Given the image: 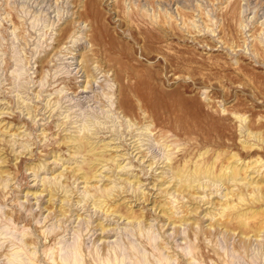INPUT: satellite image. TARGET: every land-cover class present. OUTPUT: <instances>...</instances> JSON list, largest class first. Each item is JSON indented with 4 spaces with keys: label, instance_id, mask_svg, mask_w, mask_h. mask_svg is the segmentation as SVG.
Wrapping results in <instances>:
<instances>
[{
    "label": "rangeland",
    "instance_id": "rangeland-1",
    "mask_svg": "<svg viewBox=\"0 0 264 264\" xmlns=\"http://www.w3.org/2000/svg\"><path fill=\"white\" fill-rule=\"evenodd\" d=\"M72 251L264 264V0H0V264Z\"/></svg>",
    "mask_w": 264,
    "mask_h": 264
},
{
    "label": "bare ground",
    "instance_id": "bare-ground-1",
    "mask_svg": "<svg viewBox=\"0 0 264 264\" xmlns=\"http://www.w3.org/2000/svg\"><path fill=\"white\" fill-rule=\"evenodd\" d=\"M90 9V8H89ZM91 11H85L86 12V14H88V15H91L90 17L92 18V21L97 25V26H94V29L95 30H97V32H98V35H99V43L102 45L103 44V46H105V49L106 48H113V49H115L116 51H119L118 53L120 54V55H118V58L120 57V56H122V57H124V58H126L127 60H132V57H133V54H134V50H133V45H131V44H128V43H125V42H121V41H119L118 39H116V38H114V36H113V33H115V32H112V31H110L109 29H107L104 25H103V23L101 22V14H100V11L99 10H94V9H90ZM116 10V9H115ZM182 13V12H181ZM184 15V14H183ZM127 17V16H126ZM157 17V16H156ZM184 17H185V15H184ZM189 17V16H188ZM129 18V17H128ZM182 18V17H181ZM126 19V18H125ZM130 19V18H129ZM131 21V20H130ZM154 21V20H153ZM141 22V21H140ZM167 23L168 24H170V22H169V20L168 19H164L163 17L160 19V20H157L156 22H155V24L153 23L152 24V28H151V30L152 29H156V30H158L160 33H161V35H160V37H159V40H161V41H164L165 39L164 38H168V36L169 35H171V33H170V30L169 29H167L168 27V25H167ZM157 24V25H156ZM138 25V30H140V31H144L145 30V28L141 25V23H138L137 24ZM148 26V25H147ZM207 26V25H206ZM230 26V25H229ZM170 27V26H169ZM230 29H231V27H230ZM155 30V31H156ZM66 31V29L64 30V32ZM230 31V30H229ZM96 33V32H95ZM62 34V33H61ZM122 34H123V31H122ZM141 34L142 33H140V35H135V34H133L132 33V38H134L135 39V42H139V41H141V40H143V36H141ZM63 35V34H62ZM66 35V34H65ZM153 35V34H152ZM182 35V34H181ZM184 35V34H183ZM64 36V35H63ZM174 36V35H173ZM208 36V35H207ZM97 37V36H96ZM154 38V37H153ZM171 39V38H170ZM132 40V39H131ZM146 40V39H145ZM156 40V39H155ZM158 40V41H159ZM173 40V39H172ZM144 42V41H143ZM146 42H149V41H147L146 40ZM150 44H152V43H150ZM163 44V43H162ZM98 45V44H97ZM157 45H159V44H157ZM146 46V45H145ZM116 47H117V49H116ZM125 47V49L123 50V48ZM162 47V46H161ZM146 48V47H145ZM157 49H159L158 47H156ZM111 50V49H110ZM163 50V49H162ZM101 51V50H100ZM104 51V50H103ZM159 51H160V49H159ZM158 51V52H159ZM102 53V52H101ZM104 53V52H103ZM117 53V54H118ZM105 54V53H104ZM167 55V54H166ZM107 57L109 56V55H106ZM177 56V55H176ZM183 56V55H182ZM106 57V58H107ZM110 57H114V55L113 56H110ZM110 57H108V58H110ZM167 57V56H166ZM116 59H117V56L115 57ZM121 58V57H120ZM111 59V58H110ZM114 59V58H113ZM121 59H123V58H121ZM168 59V58H167ZM179 59V58H178ZM172 60V59H171ZM180 60V59H179ZM169 61V60H168ZM183 61H184V59H183ZM123 63V62H122ZM124 64V63H123ZM128 64V63H127ZM173 64V63H172ZM177 64V63H176ZM129 66V65H128ZM125 67V66H124ZM130 69V71H131V67L129 68ZM134 69H137V68H133V71H134ZM116 70V69H115ZM117 71V70H116ZM115 71V72H116ZM130 71H129V73L128 74H130ZM138 71V70H137ZM122 72V71H121ZM123 74H124V72H122ZM155 73H157V72H155ZM87 74V73H86ZM89 74V73H88ZM121 74V73H120ZM119 74V75H120ZM122 76V75H121ZM126 76V75H125ZM127 77V76H126ZM121 78H123V77H121ZM125 78V77H124ZM129 80V79H128ZM124 82V81H123ZM122 82V83H123ZM124 84V83H123ZM122 84V85H123ZM124 86H126V85H124ZM130 87V86H129ZM124 88V87H123ZM131 89V88H130ZM122 90V89H121ZM126 90V89H125ZM127 91H129L128 89H127ZM124 95L126 94V93H123ZM120 100H121V98H120ZM119 100V101H120ZM121 102H123V101H121ZM120 105V104H119ZM122 105H124V103L122 104ZM130 134V133H129ZM137 147V146H136ZM137 149V148H136ZM134 150V149H133ZM62 203V202H61ZM121 218V217H120ZM76 252L75 251H72L71 252V256H69V262L71 261V263L72 264H81V263H79L77 260H76ZM15 257H17V256H15ZM23 258V257H22ZM24 259V258H23ZM14 261V260H13ZM23 263V262H22ZM114 264H117L116 262L114 263Z\"/></svg>",
    "mask_w": 264,
    "mask_h": 264
}]
</instances>
